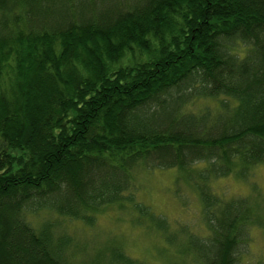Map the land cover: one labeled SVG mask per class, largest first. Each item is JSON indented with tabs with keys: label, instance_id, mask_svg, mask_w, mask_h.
<instances>
[{
	"label": "trees",
	"instance_id": "obj_1",
	"mask_svg": "<svg viewBox=\"0 0 264 264\" xmlns=\"http://www.w3.org/2000/svg\"><path fill=\"white\" fill-rule=\"evenodd\" d=\"M260 164L264 0H0V264H68L69 240L28 214L91 225L133 203L139 169L183 173L203 205L207 235L184 232V250L135 206L169 234L170 264H242L264 216L209 183ZM106 264L144 263L118 249Z\"/></svg>",
	"mask_w": 264,
	"mask_h": 264
},
{
	"label": "rangeland",
	"instance_id": "obj_2",
	"mask_svg": "<svg viewBox=\"0 0 264 264\" xmlns=\"http://www.w3.org/2000/svg\"><path fill=\"white\" fill-rule=\"evenodd\" d=\"M205 104L206 101H198L191 109L198 111ZM209 184L216 197L224 201L248 199L258 207L259 215L264 216V164L254 167L245 179L231 174L214 178ZM130 192L133 203L102 208L91 225L81 220L60 218L46 211L28 214L27 221L36 229L50 222L57 235L69 240L64 255L68 264H106L112 252L118 249L144 264H170L178 259L177 248L166 242L169 234L165 235L152 224L150 226L135 206L143 207L163 221L168 233L183 232L174 237L177 241L178 235L183 234L181 250L188 246L184 232L207 235L199 193L183 173L175 169H139L134 173ZM140 217L142 220H138ZM241 252L242 264H264L263 228L249 227Z\"/></svg>",
	"mask_w": 264,
	"mask_h": 264
}]
</instances>
